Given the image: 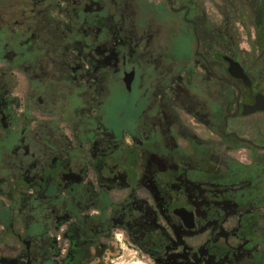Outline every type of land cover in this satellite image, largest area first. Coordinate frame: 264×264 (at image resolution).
<instances>
[{"label": "flooded vegetation", "instance_id": "af4514ba", "mask_svg": "<svg viewBox=\"0 0 264 264\" xmlns=\"http://www.w3.org/2000/svg\"><path fill=\"white\" fill-rule=\"evenodd\" d=\"M248 10L262 46L264 0H0V264H264Z\"/></svg>", "mask_w": 264, "mask_h": 264}, {"label": "rangeland", "instance_id": "374dc122", "mask_svg": "<svg viewBox=\"0 0 264 264\" xmlns=\"http://www.w3.org/2000/svg\"><path fill=\"white\" fill-rule=\"evenodd\" d=\"M215 1V0H213ZM216 4V2H214ZM208 14L211 16L214 21L219 20V13L217 12L215 7H209ZM250 12V10H248ZM253 13H248L246 17H248V20L245 21L243 19L242 22H235V26L233 29V33L235 34L234 39V45L237 51L240 52V55L242 59L246 62L252 63L262 74V77H264V42L262 46L259 44L258 41V33L256 31V28L253 25ZM166 20L169 22L170 19L175 21L174 24V31L177 29L180 31L186 32L188 28L182 23L181 17L177 15H171V14H165ZM157 21H163L162 17H158L157 19H154ZM153 21V20H152ZM169 26H171L169 24ZM262 33H264V23L262 26ZM190 32H186V35H189ZM170 35V34H169ZM164 42H166L164 40ZM190 42L189 36H186V40H182L180 38L179 32L174 33L173 35H170V40L165 43V46L168 47V50L174 53H180L185 48L184 45L187 46ZM201 86L197 88V97L198 100L202 102L205 98V93L207 91V86L204 83H200ZM206 88V89H205ZM209 92V91H208ZM207 92V93H208ZM127 254H130L129 256ZM133 253H125V259L122 263V260H120L119 264H138V260L131 259Z\"/></svg>", "mask_w": 264, "mask_h": 264}, {"label": "water", "instance_id": "95a60500", "mask_svg": "<svg viewBox=\"0 0 264 264\" xmlns=\"http://www.w3.org/2000/svg\"><path fill=\"white\" fill-rule=\"evenodd\" d=\"M229 71H230L231 74H233V75L236 76V77H239V76H240L239 69H237L236 67H233V65L230 66ZM255 109H256V110H260V109H261V110H264V105H262V106H258L257 108L255 107Z\"/></svg>", "mask_w": 264, "mask_h": 264}]
</instances>
